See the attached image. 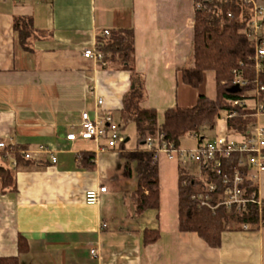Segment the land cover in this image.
Here are the masks:
<instances>
[{"label":"crops","instance_id":"obj_1","mask_svg":"<svg viewBox=\"0 0 264 264\" xmlns=\"http://www.w3.org/2000/svg\"><path fill=\"white\" fill-rule=\"evenodd\" d=\"M194 14V0H0V140L30 150L47 146L57 159L52 163L50 154L41 152L37 164L12 167L10 161L16 159L12 153L8 163L15 171L17 189L0 188V260L264 264V224L224 231L218 247L196 232L179 229V166L190 171L188 162L159 154V207L138 214L131 197L138 186L134 160L131 175L125 174V153L137 147V134L135 142L126 135L123 149L117 145L99 150L92 140L85 146L78 144L80 138L67 139V134L78 131L83 111L91 117L109 111L123 132L130 124L136 132L134 123L125 122L122 115L131 88L130 71L102 66L83 55L96 48L104 30H134L135 69L144 88L139 107H154L159 123L169 107L194 106L200 94L215 98L213 71L204 77L214 85L209 81L194 88L181 79V70L194 63ZM16 17L32 22L24 44L14 27ZM213 130L224 132L228 127L216 123ZM84 151L95 154L92 170L81 166ZM256 183L264 200V173ZM103 186L99 202L87 204L85 193ZM146 230H157L159 239L145 244ZM20 237L27 250H19Z\"/></svg>","mask_w":264,"mask_h":264},{"label":"trees","instance_id":"obj_2","mask_svg":"<svg viewBox=\"0 0 264 264\" xmlns=\"http://www.w3.org/2000/svg\"><path fill=\"white\" fill-rule=\"evenodd\" d=\"M203 5L195 6L194 14V63L181 70L183 83L198 88L204 80L206 71L215 74L216 97L210 98L204 94L198 96L197 103L191 107L173 106L164 112L161 123L158 121V112L154 107L140 108L139 101L144 97L143 79L135 69V32L133 29L109 30L108 35L103 33L97 37L96 49L103 54L102 66L115 67L130 71L131 88L124 98L122 115L124 121L134 123L137 134V147L127 151L125 157V174L131 175L130 161L136 162L138 186L131 193L135 210L138 214L147 209H157L160 202L159 164L155 153L147 147V139L154 137L158 132L164 139L180 146V139L187 134H199L200 141L205 134L201 133L204 126L209 129L216 127L219 110L229 109L236 111V116L228 120L229 136H238L248 124L255 120V107L233 105L231 101L241 98L251 90V86H239L233 83L236 73H240L252 82L259 77L264 83V60L260 74L255 70V41L244 31L252 19V4L247 0H202ZM231 12L232 16L228 13ZM14 27L20 34L21 43L30 35L32 22L30 18L16 17ZM264 96V95H262ZM264 103V99H262ZM232 138V137H231ZM126 142L119 143V148H125ZM26 146H16L7 143L6 149L0 152V188L1 191L16 190L14 169L10 168L9 160L5 157V150L15 153L17 164L26 162L29 165L37 164L35 159H26L21 154ZM239 155H232L222 160L223 171L232 172L238 164ZM4 162V163H3ZM82 167L94 169L95 154L84 151L80 155ZM9 164V163H8ZM213 163L203 165L204 179L215 182L219 192L224 191V184L220 175L212 172ZM203 180L179 166V229L185 232H196L210 246L218 247L224 231L240 230L243 224L249 228H257L264 224V200L259 206L249 203L247 210L237 208L226 209L219 207L213 212L210 208H199L192 194L204 189ZM256 181L248 179L247 191L249 194L257 192ZM159 239L157 230H146L145 244ZM28 246L22 237L19 239V250H27ZM0 264H19L16 257L2 258Z\"/></svg>","mask_w":264,"mask_h":264},{"label":"built area","instance_id":"obj_3","mask_svg":"<svg viewBox=\"0 0 264 264\" xmlns=\"http://www.w3.org/2000/svg\"><path fill=\"white\" fill-rule=\"evenodd\" d=\"M22 2L24 0H14ZM209 2L213 0H207ZM252 4V19L244 28L247 35L255 41L256 54L255 70L260 74L263 69L262 60H264V35L259 32L264 23V0H247ZM196 7L203 5L202 0H194ZM232 16V13H228ZM104 35L109 34V30H104ZM84 57L92 58L98 62L103 60L101 51L95 49H86ZM233 83L239 86L250 85L251 90L245 93L241 98L231 101L233 105H246L255 107V120L248 124L246 129L238 133L239 138H231L228 131H219L213 140H201L199 134H192L198 143L195 148H181L164 139V135L158 132L156 136L147 139V147L154 151L155 159L159 154H165L169 159H178L183 163L193 161L199 166L198 178L203 180L204 189L192 194V198L197 202L199 208H210L215 212L219 207L226 209L237 208L238 210H247L249 203H256L259 206L263 204V200L259 198L258 192L249 194L247 191L248 179L256 181L257 178L264 173V124L261 118L264 116V83L257 76L252 82L244 78L240 73L235 74ZM103 99L98 100V105H103ZM236 116V111L229 109L219 110L216 123L219 126L224 123L228 127V120ZM123 126L116 122L111 112H106L102 116L91 117L88 111L81 114V123L77 132L67 134L68 140H76L77 138L92 140L97 144L99 150L114 148L119 143L125 141L123 135ZM5 140H0V152L6 149ZM5 157L10 160L12 153L5 150ZM41 152L49 153L51 162L57 161L54 153L44 145L38 150L25 149L21 154L26 159H36ZM239 155L238 164L233 168L232 172L223 171L222 160L230 158L232 155ZM213 163L212 172L220 175L224 184V191L219 192L215 182L208 181L203 177V165ZM11 166H17V160L13 158ZM106 187L98 189H90L85 193V202L94 205L99 202L100 196L105 192ZM244 229H249L248 224H243ZM94 253L95 251L92 250Z\"/></svg>","mask_w":264,"mask_h":264},{"label":"rangeland","instance_id":"obj_4","mask_svg":"<svg viewBox=\"0 0 264 264\" xmlns=\"http://www.w3.org/2000/svg\"><path fill=\"white\" fill-rule=\"evenodd\" d=\"M259 32L264 35V23H263L262 28L259 30ZM209 81H211L212 85H214V81L212 79L210 80V78L208 76H205L203 83L200 86L205 87ZM262 119L264 121V116L262 117ZM132 126L133 125L130 124V126H128L125 129V132H123V135L126 137V135L128 134L130 136V142H135L136 141V139H135L136 138V132L134 130H132ZM200 131L202 134H205L204 139L210 138L212 140V139H215L218 135L217 131H215L213 129H209L208 126H204L203 129H201ZM231 137L232 138H239V136H231ZM90 143H91V140H86V139H81V138L78 139V144H80V145L90 146L91 145ZM179 147H181V148H195L196 147V139L190 137L187 134V135L182 137ZM0 163H1V160H0ZM4 164L9 165L8 163L7 164L4 163ZM187 167L190 169L191 173L195 174L197 172V168L199 166H197V164H195L193 161H188Z\"/></svg>","mask_w":264,"mask_h":264}]
</instances>
